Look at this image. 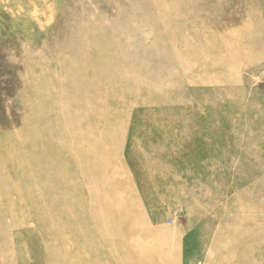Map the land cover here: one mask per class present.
<instances>
[{
	"label": "rangeland",
	"instance_id": "obj_1",
	"mask_svg": "<svg viewBox=\"0 0 264 264\" xmlns=\"http://www.w3.org/2000/svg\"><path fill=\"white\" fill-rule=\"evenodd\" d=\"M0 264H264V0H0Z\"/></svg>",
	"mask_w": 264,
	"mask_h": 264
}]
</instances>
